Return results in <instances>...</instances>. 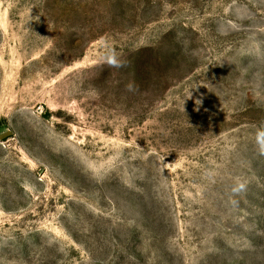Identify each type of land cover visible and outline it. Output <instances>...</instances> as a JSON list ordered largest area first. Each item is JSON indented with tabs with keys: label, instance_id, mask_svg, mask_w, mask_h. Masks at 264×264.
Returning <instances> with one entry per match:
<instances>
[{
	"label": "rangeland",
	"instance_id": "rangeland-1",
	"mask_svg": "<svg viewBox=\"0 0 264 264\" xmlns=\"http://www.w3.org/2000/svg\"><path fill=\"white\" fill-rule=\"evenodd\" d=\"M264 0H0V264H264Z\"/></svg>",
	"mask_w": 264,
	"mask_h": 264
},
{
	"label": "clouds",
	"instance_id": "clouds-1",
	"mask_svg": "<svg viewBox=\"0 0 264 264\" xmlns=\"http://www.w3.org/2000/svg\"><path fill=\"white\" fill-rule=\"evenodd\" d=\"M260 135H264V133H261ZM257 142L259 144V151L262 155H264V142H261L260 139H259V135H258V138H257Z\"/></svg>",
	"mask_w": 264,
	"mask_h": 264
}]
</instances>
